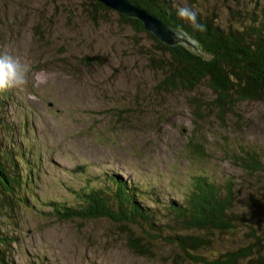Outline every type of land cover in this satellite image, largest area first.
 I'll return each mask as SVG.
<instances>
[{"label": "rangeland", "instance_id": "1", "mask_svg": "<svg viewBox=\"0 0 264 264\" xmlns=\"http://www.w3.org/2000/svg\"><path fill=\"white\" fill-rule=\"evenodd\" d=\"M175 1L207 9L224 24L264 7V0ZM91 10L83 0H0V51L30 65L25 87L0 89L9 94L0 92L4 137L32 150L38 166L29 184L36 208L0 213L2 237L12 238L8 264H191L177 247L152 239L156 229L172 233L167 202H180L197 175L242 181L232 155L244 146L264 155V103L236 102L220 116L206 82L159 89L163 73L151 69L146 54L154 50L151 39L114 10L93 21ZM105 172L148 192L141 202L161 227L139 218L62 220L39 212L48 211L39 200L71 203L72 190H106ZM128 237L140 238L150 255L133 253ZM210 237L213 252L240 243L234 233Z\"/></svg>", "mask_w": 264, "mask_h": 264}, {"label": "trees", "instance_id": "2", "mask_svg": "<svg viewBox=\"0 0 264 264\" xmlns=\"http://www.w3.org/2000/svg\"><path fill=\"white\" fill-rule=\"evenodd\" d=\"M83 1L93 7L87 14L92 21L98 13L110 10L95 0ZM128 1L173 28L182 25L184 32L196 44L197 50L182 44L165 45L146 32L138 20L118 14L119 19L133 31L144 32L151 39L154 50L146 54L151 69L163 73L157 85L159 89L192 90L206 82L213 92V105L220 116L231 113L236 102L264 103V7L257 11L259 13H249L250 16L245 20L236 19L228 24L209 16L207 9L196 10L198 21L205 27L202 32H194L175 15L180 2ZM0 92L4 93L2 90ZM6 98H9V94L4 93L3 99ZM3 99H0L2 214L8 209L13 212L15 207L36 208L33 204L35 196L29 184L36 181L38 170V166L33 164L36 159L32 150L22 149L17 142H7L4 137L8 119L2 110L5 107ZM232 162L244 175L242 181L233 180L231 176H194L192 186L180 202H167L166 210L172 214L169 225L172 233L164 237L160 236L161 230L156 229L152 239L159 237L165 243L177 247L191 264H239L242 261L264 264V211L259 210L263 203L261 201H264V155L244 146L240 153L232 155ZM24 166L28 171L26 175L20 172ZM103 180L106 190L89 186L72 190L71 203L66 200H39L44 208H48V211L39 212L62 220L108 218L118 222L121 219L139 218L150 229L161 227V224L151 220V209L141 199L150 198L148 192L123 180L116 173L105 172ZM3 204L5 208L2 211ZM214 232L239 235L240 243L226 251H210L213 243L210 235ZM2 235L4 233L0 227V264H8L6 251L9 249L6 248L10 247L12 238ZM128 246L133 253L144 257L150 255L148 248H140V238L128 237Z\"/></svg>", "mask_w": 264, "mask_h": 264}, {"label": "clouds", "instance_id": "3", "mask_svg": "<svg viewBox=\"0 0 264 264\" xmlns=\"http://www.w3.org/2000/svg\"><path fill=\"white\" fill-rule=\"evenodd\" d=\"M175 15L183 22L187 23L192 30L202 32L204 24L197 19V11L185 3L175 9ZM178 34L183 33L182 25L175 29ZM183 39H188V34L184 33ZM30 65L22 62L10 51H0V89H20L28 83V73Z\"/></svg>", "mask_w": 264, "mask_h": 264}, {"label": "water", "instance_id": "4", "mask_svg": "<svg viewBox=\"0 0 264 264\" xmlns=\"http://www.w3.org/2000/svg\"><path fill=\"white\" fill-rule=\"evenodd\" d=\"M104 7L114 10L121 15L138 20L143 29L153 35L165 45L174 46L182 44L192 50H197L195 42L188 36V39H183L185 32L178 34L174 31L175 28L164 23L160 18L154 16L148 11L141 9L134 3L128 0H95Z\"/></svg>", "mask_w": 264, "mask_h": 264}]
</instances>
